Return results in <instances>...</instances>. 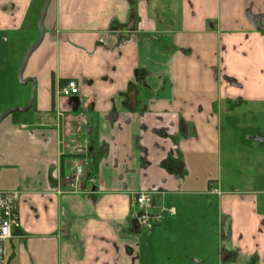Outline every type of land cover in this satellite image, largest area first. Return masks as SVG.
I'll return each instance as SVG.
<instances>
[{"label": "crops", "instance_id": "obj_1", "mask_svg": "<svg viewBox=\"0 0 264 264\" xmlns=\"http://www.w3.org/2000/svg\"><path fill=\"white\" fill-rule=\"evenodd\" d=\"M44 1L0 0V114L28 103L17 71ZM155 1H50L24 70L35 101L0 123V189L19 192L8 264H158L164 204L204 219L214 204L221 247L264 263V0ZM70 79L80 94L60 96ZM142 189L158 192L136 233Z\"/></svg>", "mask_w": 264, "mask_h": 264}, {"label": "rangeland", "instance_id": "obj_2", "mask_svg": "<svg viewBox=\"0 0 264 264\" xmlns=\"http://www.w3.org/2000/svg\"><path fill=\"white\" fill-rule=\"evenodd\" d=\"M174 1L175 0H157L155 1V3L158 6L163 3H166L167 5L173 3L175 5ZM44 21H45V18H44ZM39 36H40V31L38 28L35 33V37H36L35 42L32 44H35L37 42ZM29 46L27 47V49L29 48ZM23 59H24V56H23ZM17 74H18V71H17ZM23 76H24V73H23ZM65 84L59 87L60 88L59 95L60 94L62 95L61 89L63 88V86H65ZM31 85H32L31 82H29V84L27 83V85H24L25 87H21L23 88V93H24L23 97H26V96L28 97V103L31 98V92H32ZM78 94H80V89H79V92L74 94V96H77ZM35 95H36V88H35ZM34 101H35V97H34ZM14 106H21V105H14ZM8 108H4V110L1 113H3ZM29 110H31V108ZM25 112H28V111H25ZM14 113L16 114L12 113L13 115L10 114L5 119L10 118V116L18 117L24 112H14ZM80 130L81 131H77L74 135V140H75V143L77 144L76 153H78V151L81 149L84 154H87V152L89 151L87 149L88 144L86 141L87 130L86 129H80ZM112 149L113 148H111V150ZM71 158L76 161V166H75V170L72 172V175L71 176L68 175L66 180L69 182V186L71 187L72 191H80L82 186L85 187V185L82 184V178L85 176L86 168L82 164L83 170L80 175H77L78 173L76 172V168L82 163L81 159H84V158L80 156H74ZM106 160L107 159L105 158V161ZM103 161H104V158L100 157L99 164L103 165ZM262 165H264V163H262ZM54 175H56L55 172H54ZM257 184L258 186H256L257 187L256 190L260 196L258 211L264 214V192H260V191H264V166L262 168L260 167V170H257ZM214 191H217V190L214 189ZM234 192L244 194V192H241L239 190H235ZM250 193L251 192L249 190L245 192L246 195ZM151 208H153L152 205L149 206L150 216L146 220H142L141 216L139 217V215L135 216L136 217L135 223H139V225L137 226L136 233L138 232L140 233L142 229L151 222V219H152ZM175 211L176 209L174 207L167 206L165 204L161 206V212L164 213L163 217H166V216L171 217L170 219L174 221V223L172 225L173 230L171 231V233L170 232L167 233L165 229L164 231H161V233H158V237H155V240L157 238V243H158V246H155L157 249L156 254L159 253L162 255L160 259H157L158 264H180L181 259L177 257V254L182 253V252H183L184 258L189 257L188 258L190 260L189 262H191L192 264L194 263L191 261V259L194 261H197V260L202 261L200 264H261L260 262L258 263V259L255 261L254 260L249 261L247 260V258H241L240 256L238 258V254H236L234 250L223 249L222 251H220L221 244L223 243V236L221 234L217 221L215 220L217 218L215 215L217 214L218 210L216 209V206L214 204L211 206L210 215L206 219L203 218L204 216L203 213L196 214V213L189 212V214L183 215V212L179 211V213L175 214ZM191 214H195V215H191ZM159 216L160 217L158 218V220H161V215ZM132 227H135V225H133ZM219 255L221 256L222 260L220 262H217Z\"/></svg>", "mask_w": 264, "mask_h": 264}, {"label": "built area", "instance_id": "obj_3", "mask_svg": "<svg viewBox=\"0 0 264 264\" xmlns=\"http://www.w3.org/2000/svg\"><path fill=\"white\" fill-rule=\"evenodd\" d=\"M80 84L76 79H70L61 89L63 97H71L79 92ZM79 146V145H78ZM83 167L80 164L76 168L77 175L82 173ZM156 190L146 191L141 190L134 193V201L140 207L142 220H146L150 216L149 206L153 203V194ZM18 194L15 190L0 189V264H8L6 258V242L14 234V229L20 225L18 207Z\"/></svg>", "mask_w": 264, "mask_h": 264}, {"label": "water", "instance_id": "obj_4", "mask_svg": "<svg viewBox=\"0 0 264 264\" xmlns=\"http://www.w3.org/2000/svg\"><path fill=\"white\" fill-rule=\"evenodd\" d=\"M50 1L51 0H45L43 6L41 8V11H40V16H39L38 23H37L39 31H40V36H39V38H38V40H37V42L35 44H32V45L29 46V48L25 52L24 59H23L21 65L19 66V69H18L17 78H18L19 82L21 84H27V83L31 82V84H32L31 85L32 92H31V98L29 100V103L26 106H11L8 109H6L3 113L0 114V123L8 115H10V114H12L14 112H25V111H28L31 108L32 104H33L34 97H35L36 80L34 78H24L23 73H24V70H25V67H26V64L28 62V59H29L30 55L39 46V44L41 43V41H42V39L44 37V33H45L44 18H45L46 14H47V9H48V6L50 4Z\"/></svg>", "mask_w": 264, "mask_h": 264}, {"label": "bare ground", "instance_id": "obj_5", "mask_svg": "<svg viewBox=\"0 0 264 264\" xmlns=\"http://www.w3.org/2000/svg\"><path fill=\"white\" fill-rule=\"evenodd\" d=\"M82 165V164H81ZM82 167H83V165H82ZM17 192V194H18V198H17V207H18V200H19V192L18 191H16ZM135 202V201H134ZM153 203H154V195H153ZM140 208V207H139ZM140 212H141V210L139 209V212L137 213V215H139L140 214ZM20 222V221H19ZM138 225H139V223H137ZM20 226V225H19ZM8 262V261H7Z\"/></svg>", "mask_w": 264, "mask_h": 264}, {"label": "flooded vegetation", "instance_id": "obj_6", "mask_svg": "<svg viewBox=\"0 0 264 264\" xmlns=\"http://www.w3.org/2000/svg\"><path fill=\"white\" fill-rule=\"evenodd\" d=\"M44 4V3H43ZM143 190H146V191H151V190H156V189H142V191ZM155 193H157V190H156V192ZM221 249H226V248H224V247H221Z\"/></svg>", "mask_w": 264, "mask_h": 264}, {"label": "trees", "instance_id": "obj_7", "mask_svg": "<svg viewBox=\"0 0 264 264\" xmlns=\"http://www.w3.org/2000/svg\"><path fill=\"white\" fill-rule=\"evenodd\" d=\"M13 114H16V113H13ZM13 114H11V115H13Z\"/></svg>", "mask_w": 264, "mask_h": 264}]
</instances>
